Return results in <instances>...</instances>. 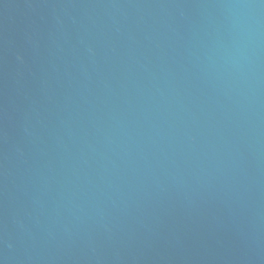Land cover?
<instances>
[{
    "label": "water",
    "instance_id": "obj_1",
    "mask_svg": "<svg viewBox=\"0 0 264 264\" xmlns=\"http://www.w3.org/2000/svg\"><path fill=\"white\" fill-rule=\"evenodd\" d=\"M0 264H264V0H0Z\"/></svg>",
    "mask_w": 264,
    "mask_h": 264
}]
</instances>
